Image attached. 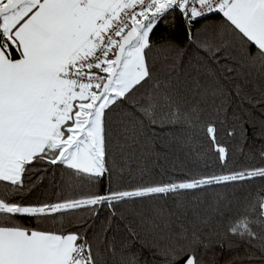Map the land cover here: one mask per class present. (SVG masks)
Returning a JSON list of instances; mask_svg holds the SVG:
<instances>
[{
	"label": "snow or ice",
	"instance_id": "snow-or-ice-1",
	"mask_svg": "<svg viewBox=\"0 0 264 264\" xmlns=\"http://www.w3.org/2000/svg\"><path fill=\"white\" fill-rule=\"evenodd\" d=\"M176 13L195 61L180 53L158 65L151 37ZM165 125L189 130V143L202 133L225 170L146 183L141 169L139 182L95 189L117 168L131 172L137 147L151 152ZM244 125L264 137V0H0V264H140L117 247L121 230L161 264H202L205 213L226 215L217 187L240 205L232 215L228 200L223 238L264 261V189L235 197L264 166L229 169L218 138L221 128L246 136ZM45 182L60 191L30 200Z\"/></svg>",
	"mask_w": 264,
	"mask_h": 264
},
{
	"label": "trees",
	"instance_id": "trees-1",
	"mask_svg": "<svg viewBox=\"0 0 264 264\" xmlns=\"http://www.w3.org/2000/svg\"><path fill=\"white\" fill-rule=\"evenodd\" d=\"M175 19L168 18L167 24H162L152 35L153 48L149 52V57L156 60L158 65L164 63V57H168V63L171 60H176L178 63L180 60V53L183 54V63L186 65L189 60L195 61L196 53L193 49H186L187 35L183 28V20L180 19L179 13L175 14ZM210 21L201 20L196 25L199 28L201 25L209 23ZM171 46V47H162ZM235 108V105L233 106ZM231 116V110L229 111ZM232 121L229 120L227 126H231ZM246 136H242L239 129L233 137L225 135L223 128L219 132V139L222 143L229 148V160L228 168H256L264 166V160L261 159L260 153L264 152V137H260L254 134L255 130L248 126ZM155 136L150 134V140L152 142V150L149 153H144L138 146L136 149L135 157L130 161L129 168L131 172L125 170L123 173L117 168L112 173L111 177L105 176L99 180L95 185V189L103 193L107 190L109 184L113 188H120L128 186L130 183L139 182L141 180V169L145 170L143 175V182L159 181L161 174H164V178L167 175H171L173 172H178L180 169L193 170L200 173H219L225 169L221 168L220 161L217 159L214 152L209 148L206 139L203 138V134L195 136L194 140L189 143V137L191 133L189 130L168 126L156 127L154 129ZM197 145H199L200 155L197 156ZM117 159H119L118 149ZM135 177V179H133ZM264 189V179H255L251 184L244 185L242 188L237 187L235 190V197L240 198L246 195L248 192L259 191ZM53 191L59 192L60 189H53L48 182H45L40 188L34 190L29 194L30 200L43 199L50 197ZM216 192H219L221 196L227 195V199L221 200L220 208L226 213L221 216L207 212L206 215H210L211 219L206 225H200V234L204 243L209 247H197L196 254L202 257V264H264V261L260 260V253L255 249H250L246 243L241 241L238 237L229 236L223 238V233L226 230L229 209L226 207L228 200H232L233 204L230 209L232 215L237 214L240 207L236 203L233 197V190L223 189L217 187ZM69 193H65L67 195ZM208 204H213V195L210 194L205 197ZM147 202V201H146ZM204 207V206H202ZM107 216V209L100 211L98 219L95 221V228L88 233L89 236L93 235V232L98 230L101 224L105 221ZM23 223L28 226H34L37 222L35 220H24ZM65 223H68L67 218ZM122 228V226H121ZM112 233H109L111 238ZM115 241L118 248L125 245L131 247L140 257V264H161L158 257H154L150 251L145 248H141V244L144 241L132 242L127 239L126 233L121 230L115 235ZM195 246V245H194ZM255 252V258L249 259V253ZM183 264V260L179 262Z\"/></svg>",
	"mask_w": 264,
	"mask_h": 264
}]
</instances>
